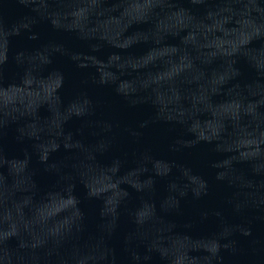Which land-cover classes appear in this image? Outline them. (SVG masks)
Returning <instances> with one entry per match:
<instances>
[{
  "label": "water",
  "instance_id": "95a60500",
  "mask_svg": "<svg viewBox=\"0 0 264 264\" xmlns=\"http://www.w3.org/2000/svg\"><path fill=\"white\" fill-rule=\"evenodd\" d=\"M0 264H264V0H0Z\"/></svg>",
  "mask_w": 264,
  "mask_h": 264
}]
</instances>
